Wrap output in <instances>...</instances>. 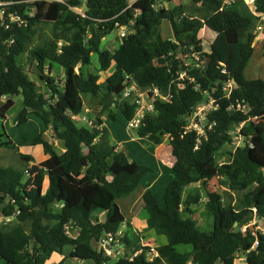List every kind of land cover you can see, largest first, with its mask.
<instances>
[{
    "label": "trees",
    "instance_id": "16d2710c",
    "mask_svg": "<svg viewBox=\"0 0 264 264\" xmlns=\"http://www.w3.org/2000/svg\"><path fill=\"white\" fill-rule=\"evenodd\" d=\"M12 1L21 2L15 7L19 13L31 7L35 14L25 26L0 28V120L6 119L17 98L21 108L16 126L33 115L51 130L61 148L45 140L43 133L28 143L41 147L45 159L39 168L47 179L46 189L31 198L24 192L26 173L0 165V219H10L0 222V264H47L54 254L62 257L56 264H64L65 258L107 264L110 259L93 245L124 225L119 242L125 253L114 264H235L236 253L245 255V264H264V235L257 232L254 237L250 225L256 217L264 222V79L245 76L255 52L257 23L256 17L243 14L246 6L231 3L220 11V0H199L198 5L156 10L155 0ZM81 6L82 14L74 11ZM254 12L264 15V0H256ZM163 21L171 26L172 40L162 39ZM47 24L52 26L50 39L27 49ZM121 28L129 34L118 47L112 52L102 49V39ZM203 30L214 33L208 53L199 39ZM93 54L98 56V68L85 74ZM190 55L196 63H186ZM23 57L35 66L44 92L28 79ZM54 66L63 72L62 85ZM111 66L115 76L107 82L101 74ZM125 76L170 97L156 100L154 113L144 115L135 131L155 147L166 136L173 161L171 168H164L169 182L163 205L148 188L137 207L144 213L145 231L166 240L154 249L145 247L147 237L131 228L118 204L137 190L153 168L118 150L107 131L95 132L73 118L85 107H95L99 108L95 125L117 116L128 123L135 107L120 100ZM209 100L217 108L206 115L198 134L189 122L198 104ZM236 127L240 145L217 162L222 148L232 145ZM4 138L0 131V148L18 151ZM19 157L27 164L32 161L25 154ZM212 180L232 193L254 188L244 194L236 211L208 189ZM194 184L200 185L206 198L204 208L212 220L209 231L192 218L191 206L199 204L201 196L185 192ZM235 223L240 227L237 233ZM65 226L77 235L70 237ZM67 246L70 251L63 256Z\"/></svg>",
    "mask_w": 264,
    "mask_h": 264
},
{
    "label": "rangeland",
    "instance_id": "374dc122",
    "mask_svg": "<svg viewBox=\"0 0 264 264\" xmlns=\"http://www.w3.org/2000/svg\"><path fill=\"white\" fill-rule=\"evenodd\" d=\"M163 3L166 6V8H171L175 5H180V4L186 6L198 5L199 0H174L173 3H168L166 0H163ZM74 11L82 14L84 11V6L75 8ZM242 12L245 16L253 17V9L250 7L242 8ZM254 17L256 16L254 15ZM257 24L258 22L256 23V25ZM206 31L203 30L199 34V39L203 51L205 53H208L209 44L213 40L214 33L209 30L207 32ZM120 32H121L120 29H114L112 32L106 35L101 41V48L107 49L111 52L114 51V49H116L120 44V40H121ZM263 32L264 31L257 32L256 34L254 31V33L256 34V39L254 43L255 52L252 59L249 62L248 68H246V73H245L246 74L245 76L248 80L264 79V33ZM51 35H52L51 25L47 24L41 26L34 39L31 41V43L28 44L27 49H34L38 46H42L44 42L50 39ZM161 35L163 40L173 39L171 26L168 21H163L161 23ZM192 60H194L195 63L197 61V59L194 58V56L192 55L188 56L187 59H185L186 63H192ZM22 66L25 72L27 73L28 79L35 82L41 88V91L44 92L46 90L44 82L41 76L37 74L35 66L33 64H29L25 57L22 58ZM97 68H98V56L96 54H93L91 57V64L84 67L83 72L85 74L95 73ZM54 73L56 79L62 85L63 72L61 68L58 66H54ZM114 73L115 70L111 66V68L107 72L101 74V77L102 79H105V81L110 82L113 80L115 76ZM229 86L231 88L233 87V85L230 83ZM13 100H14V105L8 111L6 115V119L0 120V131L4 133L5 130L6 134L11 135V137L14 138L17 142H24L25 144L22 143V145L19 146L21 152L19 151L20 149H18V151L13 152V150L7 148H3V149L0 148V156L4 154L8 155V156L6 155V157L0 158V165L5 167H11L13 169L23 171L26 173L23 178L24 192L28 198H31L34 194H36L37 190L44 191L46 189L47 179L41 175L39 168V163L42 162L43 159L41 156L43 155L42 149L40 146L37 147L29 146L28 143H26L29 141L28 138H33L37 134L43 133L44 139L51 142L56 147V149L61 148L60 147L61 144L59 143V141L53 140L49 137L48 135L49 133L52 137V132H50L51 130H49V128H44L43 123L35 116L31 117L26 124L17 127L16 121L21 106H20V101L17 98H14ZM83 111L85 112L88 121L92 123L91 127H88L86 123L82 122L81 120L76 121L78 125L88 127L95 132H100L102 130L107 131L110 143L121 148L118 150H122L125 153L132 155V157L138 163L153 168L154 172L149 173L143 177L140 186L137 188V190L134 193H132L130 196L119 200L118 204L123 214L127 216L126 218L127 222L130 224L131 228L134 231L143 232L144 237H147V239H145L143 242L145 247H150V249H154L156 248V246H158V244L160 245L165 244L166 240L164 237H158L152 234V232L147 233L145 231L146 226L144 220V213L137 210V207L140 204L141 200L139 199V201H137V203L134 205L132 204V202L134 199H137L138 193H141L142 190L145 189V187H148L147 183L149 181L156 179L154 184L150 183L151 187L149 189L154 194H156L158 203L161 206L163 205V193L166 185L169 182V179H168L167 171L164 172L165 171L164 168H166V165L164 166L160 162L161 157L163 156L162 159L164 160L165 163L169 165L173 163L169 149L167 147V137L165 136L163 138V142H162L163 145L162 146L160 145L158 147V151H157L158 158H156L154 155L155 146L143 139L138 138L135 135V133H133V131L127 126L126 121L122 117L117 116L116 120L114 121L104 122L105 126L104 124L95 125V119L97 117V112L99 111V108L85 107ZM101 119L102 121H105L103 117ZM3 123H4V129H3ZM190 123L191 121L189 122V124ZM200 123L202 124L204 123V118L200 119ZM46 130H49L47 135H45L44 133ZM238 130H239L238 127L233 129L232 131L233 143L232 145L229 146L226 145L225 147L222 148L221 152L218 154L219 156L217 157V162L223 161L227 153L233 151L235 147L240 145L241 139L236 134ZM7 140L10 141L9 139ZM19 153L30 156L32 158V161L28 164L23 162L19 157ZM207 187L209 190L215 192L220 199H222L224 206L226 207L231 206L236 211L240 210V202L243 199L244 194H246L248 191L254 188V186H251L246 190L232 193L224 185H220L218 180H212L208 182ZM188 192L199 193L201 196V200L199 204L191 206L192 211H194V215L192 216V218L196 219L198 225L202 228V230L204 231L211 230L212 220L208 212L204 208V203L206 202V198L204 197V193L200 188V185L194 184L189 186L186 189L185 194ZM132 206L133 208L130 211V208ZM257 226H259L260 228H264L263 224H259L256 225L255 227L252 226L251 231L253 230L255 231ZM126 227H127L126 225L122 226L121 230L124 231ZM68 234L70 237H75L77 235V232L75 229L70 228ZM93 247L97 250H103L104 256L110 259L107 264H114V262L118 258L122 257L125 253L124 247L122 245L111 247V249H114V251L103 249L98 244L93 245ZM63 251H64L63 256H66L70 251V247L69 246L65 247ZM58 256L53 255L49 263L47 264H56L59 261H61V259H59ZM2 264L4 263L2 262ZM64 264H91V263L74 262L69 258H65ZM217 264H221V263L217 262Z\"/></svg>",
    "mask_w": 264,
    "mask_h": 264
},
{
    "label": "built area",
    "instance_id": "2783aa9c",
    "mask_svg": "<svg viewBox=\"0 0 264 264\" xmlns=\"http://www.w3.org/2000/svg\"><path fill=\"white\" fill-rule=\"evenodd\" d=\"M50 1V0H47ZM54 1V0H51ZM58 2H62V0H55ZM155 4L152 6L154 9H166V6L163 3V0H155ZM28 3H32V1H29ZM221 7L220 11L231 3H242L246 7H250L255 9L256 0H220ZM21 4V2H15L12 0H0V28L4 30H10L13 27H21L25 26L27 24V18H32L35 14L34 8L26 7L22 10L21 13H19L15 7ZM255 13V12H254ZM255 16L257 18L258 24L255 28V33L264 31V15H257L255 13ZM120 35L121 38L125 35H128L129 32L125 28L120 29ZM12 42V41H11ZM61 46V43L58 44ZM184 74L180 75V78H182ZM125 88L120 96V100L127 101L130 105H133L135 107L134 116L133 118L127 123V126L135 133L136 129L139 127L142 119L144 118V115L146 114H153V103L156 100H162V101H169L170 97L169 95H164L160 92L159 89L156 87H140L137 82L133 79L131 76H125V82H124ZM5 99V97L3 98ZM216 106L214 105L213 100H209L207 103H201L198 104V106L195 108V112L191 118L190 126L194 130L197 131L198 134L202 133V123H200L201 118H206V115L216 110ZM76 121L81 120L82 122L86 123L88 127H91V122L88 121V118L85 114V112L81 113L79 116L73 117ZM199 122H198V121ZM255 212V210H253ZM2 220H5L6 222L9 221V218L1 217L0 222ZM259 224H263V221H257L255 218L251 222L250 225L256 226ZM247 226H244L241 230L245 231ZM255 229V228H254ZM65 230L67 231V234L69 233V226H65ZM260 233L264 235V228H260L259 226L256 227V230L252 231V235L255 237L256 233ZM123 231L120 229L116 234H107L99 241L97 244L103 248L107 249L109 251H114V249H111V247H116L118 245H121L119 242V238L122 236ZM69 235V234H68ZM258 242L255 241L253 243L252 248L254 249L257 246ZM134 255H128L129 259H132ZM124 256V255H123ZM122 256V257H123ZM127 256V257H128ZM154 257L157 256L156 254L153 255ZM245 255L241 253L235 254V264H245Z\"/></svg>",
    "mask_w": 264,
    "mask_h": 264
},
{
    "label": "crops",
    "instance_id": "0c3cea01",
    "mask_svg": "<svg viewBox=\"0 0 264 264\" xmlns=\"http://www.w3.org/2000/svg\"><path fill=\"white\" fill-rule=\"evenodd\" d=\"M173 1H174V0H171L170 3H173ZM254 15H255V13L253 12V16H254ZM205 31H206V30H205ZM207 31H208V30H207ZM207 31H206V32H207ZM263 33H264V32H263ZM213 38H214V36H213ZM83 112H84V111H83ZM31 117H33V115H29V116H28V121H29V119H30ZM28 121H27V122H28ZM25 124H26V123H25ZM104 126H105V124H104ZM3 129H4V123H3ZM6 130H7V129H6ZM49 130H50V129H49ZM49 130H46V131L44 132L45 135L48 134V131H49ZM50 132H51V131H50ZM4 133H5L4 137L7 138V139H9L10 141H12V143H14V144L16 145V147H18V149H20L19 146H21L22 143H24V142H17L14 138L11 137V135L6 134L5 130H4ZM48 135H49V137L52 139L50 133H49ZM43 137H44V136H43ZM33 138H34V137H33ZM33 138H28V139H29V141L31 142ZM29 141L26 142V143H29ZM47 141H48V140H47ZM15 142H16V143H15ZM24 144H25V143H24ZM162 145H163V144H161V146H162ZM159 146H160V145H159ZM159 146H156L155 149H154V152H155L154 155H155L156 158H158V157H157V151H158V147H159ZM34 147H37V146H34ZM1 149H3V148H1ZM118 149H121V148L118 147ZM19 151L21 152V149H20ZM4 152H5V151H4ZM4 152H3V153H4ZM13 152H14V151H13ZM6 155H7V154H6ZM6 155H5V154H4V155H1L0 158H2V157H6ZM9 155H10V154H9ZM7 156H8V155H7ZM41 156H42V158H43V159H42V161H43V160L45 159V157H44L43 155H41ZM162 158H163V156L161 157V160L159 159L160 162H161V164H163L164 166L166 165V168H167V167L171 168V165H172V164L169 165V164L165 163L164 160H163ZM3 167H5V166H3ZM151 184H154V182L151 183ZM150 187H151V186H150V184H149V186H148V187H145V189H148V188H150ZM145 189H143L141 193H138L137 199H134L133 202H132L133 205L136 204L137 201H139V199L141 198V196H142L143 192L145 191ZM132 208H133V206L130 208V211L132 210ZM125 217L127 218V216H125ZM126 221H127V219H126ZM73 238H74V237H73ZM54 255L58 256L57 254H54ZM58 257H59V259L62 258L61 256H58ZM82 263H83V262H82Z\"/></svg>",
    "mask_w": 264,
    "mask_h": 264
},
{
    "label": "water",
    "instance_id": "95a60500",
    "mask_svg": "<svg viewBox=\"0 0 264 264\" xmlns=\"http://www.w3.org/2000/svg\"><path fill=\"white\" fill-rule=\"evenodd\" d=\"M255 219H256L257 221L259 220L257 217H256ZM234 226H235L234 232H235V233L239 232V231H240V227L237 226L236 223L234 224Z\"/></svg>",
    "mask_w": 264,
    "mask_h": 264
}]
</instances>
